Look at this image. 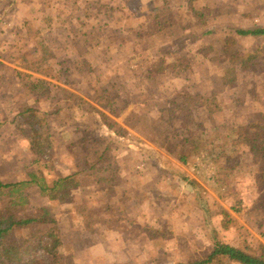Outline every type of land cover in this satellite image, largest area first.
<instances>
[{
    "label": "rangeland",
    "instance_id": "1",
    "mask_svg": "<svg viewBox=\"0 0 264 264\" xmlns=\"http://www.w3.org/2000/svg\"><path fill=\"white\" fill-rule=\"evenodd\" d=\"M258 27L264 0H0V181L33 167L24 106L50 125L39 174L79 172L63 201L28 190L58 223L56 262L188 264L217 239L261 253L264 36L237 33ZM48 227L10 240L50 264Z\"/></svg>",
    "mask_w": 264,
    "mask_h": 264
},
{
    "label": "trees",
    "instance_id": "2",
    "mask_svg": "<svg viewBox=\"0 0 264 264\" xmlns=\"http://www.w3.org/2000/svg\"><path fill=\"white\" fill-rule=\"evenodd\" d=\"M237 33L243 36H264V27L238 29ZM234 79L235 76L230 74V70L227 69L223 77V82L230 84ZM21 81L28 87L24 79ZM70 97L73 98V95H70ZM77 97L79 98V96ZM1 126L2 124L0 123V129ZM24 126H27L28 129ZM18 127L27 136L31 150L35 154V159L32 162L33 167L29 170L28 179L15 182L0 181V264L40 263L35 258L27 259L25 249L10 240L12 233L16 229L28 228L38 223L48 224L49 226L44 230L41 241L39 242L51 257L54 258L50 264H60L56 262L60 254L59 248L62 245L58 223L56 219H51L44 213L29 210L31 199L28 190L31 187H37L43 196L49 199L63 201L69 196L72 188L81 185L78 177L79 172L60 176L51 181H48L44 175L39 174L43 157L47 156L48 151L52 148L50 125L46 113L32 106H24L18 113ZM105 150V153L103 155L101 154L99 159H110V156L108 157L107 155V153H110V147H107ZM114 159L116 160V157L112 156V159L108 163L114 164ZM217 258L241 264H264V246L261 248L260 254H254L217 239L213 244L212 251L207 257L189 264H211Z\"/></svg>",
    "mask_w": 264,
    "mask_h": 264
},
{
    "label": "crops",
    "instance_id": "3",
    "mask_svg": "<svg viewBox=\"0 0 264 264\" xmlns=\"http://www.w3.org/2000/svg\"><path fill=\"white\" fill-rule=\"evenodd\" d=\"M153 240H155V239H151L150 237H144L143 239H141V240H137V241H134L135 243H139L140 242V244L142 245V244H144V245H146V252L147 251H151L152 249H153V247H156V246H158L157 244H156V241H153ZM162 246H164V247H166V245H162ZM130 249V245H128V247L127 248H125V251H128ZM160 250V249H159ZM189 264V263H188ZM241 264V263H240Z\"/></svg>",
    "mask_w": 264,
    "mask_h": 264
}]
</instances>
